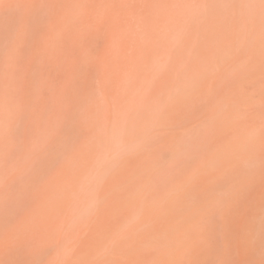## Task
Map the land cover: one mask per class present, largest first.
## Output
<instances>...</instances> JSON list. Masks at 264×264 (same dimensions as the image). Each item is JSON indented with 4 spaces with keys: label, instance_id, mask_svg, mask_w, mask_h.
Masks as SVG:
<instances>
[{
    "label": "rangeland",
    "instance_id": "obj_1",
    "mask_svg": "<svg viewBox=\"0 0 264 264\" xmlns=\"http://www.w3.org/2000/svg\"><path fill=\"white\" fill-rule=\"evenodd\" d=\"M111 1L104 0L105 23L87 15L83 26L77 25L76 30L73 27L63 34L64 49L57 59L54 51L47 57L43 45L48 39L49 19H58L56 23L61 25L69 0H37L31 11L24 0H0L2 66L7 64L11 41L20 35L24 24L29 26L24 52L31 74L30 98L26 101H35L42 77L58 74L60 67L67 66L65 58L77 59L73 75L77 83L70 97L75 102L71 99L68 111L62 110L53 120L49 140L44 137L47 144L59 137L52 144L53 149L45 148L44 138L28 126L35 116L33 105L26 103L20 114L10 118V145L7 155L0 152V174L6 177H0V264H57L72 254L71 264H264V0H156V12L149 7L148 21L144 18V24L138 20L136 25L141 30L147 23L150 26L146 27H153L149 34L152 47L148 51L141 48L146 58H132L134 65L128 57L118 58L113 52L111 29L123 28L120 32L125 33L129 25L126 21L119 27L114 20L108 22L110 11L115 12L117 19L124 8L122 0H115V7ZM53 34L50 30V38L55 37ZM33 40L41 50L36 54L30 46ZM79 52L85 53L81 56ZM112 57L116 58L115 63L120 62L115 67ZM53 58L58 65L52 62ZM138 63H143L148 72ZM22 66L18 65L20 71ZM1 71L0 68V77L4 74ZM2 77L0 93L8 89L6 77ZM121 85L123 93L119 90ZM49 105L45 111L50 108L51 112ZM166 106L172 108L169 113ZM163 108L167 115L162 113ZM12 113L13 110L7 112ZM154 115L157 124L164 117L163 123L170 124L168 128L160 125L165 130L159 131L160 122L156 125L158 131L153 130L156 120L150 122ZM43 120L39 121L41 126H45ZM126 140L131 144L127 146ZM43 142L48 152L39 149L35 153ZM109 150L114 154L108 155ZM40 151L44 153L37 159ZM81 157L84 167L78 173L75 170L80 166L75 167V160ZM63 168L67 174H62ZM57 179L65 184L61 185L62 192ZM79 188L82 191L77 197L81 195L83 202L71 196ZM56 194L64 196H57L56 200ZM62 200L66 203L62 204ZM29 201L34 203L35 211H29L34 207ZM54 202L57 205L53 206H58L56 213L43 214ZM66 204L71 207L65 209ZM18 206H23V211H18ZM64 210H68V216ZM24 211L28 234L18 226L22 218L18 212ZM88 215L95 216L94 220L89 221ZM161 217L168 225L156 224ZM3 232H7L5 236ZM91 236L97 238L98 245L90 255L94 259H89L87 252L83 254L88 259L79 257V250L91 243Z\"/></svg>",
    "mask_w": 264,
    "mask_h": 264
},
{
    "label": "bare ground",
    "instance_id": "obj_2",
    "mask_svg": "<svg viewBox=\"0 0 264 264\" xmlns=\"http://www.w3.org/2000/svg\"><path fill=\"white\" fill-rule=\"evenodd\" d=\"M25 1V6L26 7H28L29 8V10H30V8H32L33 6V4L34 3H36L37 2V0H24ZM56 0H54V2H55ZM58 1H61V0H58ZM65 1V0H64ZM222 1V0H221ZM239 1V0H238ZM63 2V1H62ZM194 2V1H193ZM220 2V1H219ZM232 2V1H231ZM69 3L70 4H68L67 5V7H65V11H63V16H62V21H61V25H58L59 23H56L57 21H58V19H56V20H52L51 18L49 19V25H48V27L49 28H47V33H46V36H48V39H47V41L44 43V49H43V51L46 53V56L48 57L49 55H50V53L52 52L53 53V51H54V53H56L57 55H56V58L58 59L60 56H61V52H62V49H64V46H63V40H62V38H63V34L64 33H66L67 31H69L71 28H73V27H75V30L78 28L77 27V25H80V26H83V24H84V19H85V16H87V15H90V16H92L93 18H95L96 19V21H98L99 23H105L106 22V18L104 17V15H103V12H102V10H103V7H104V4H105V2H104V0H69ZM122 3H123V5H124V8H123V10H122V12H121V14L117 17V19H116V17H115V12H112V11H110L109 13V15H110V17H108V22H111V21H113L114 20V25L115 26H121V24H122V22H124V21H126L127 22V24L129 25V27H128V29L126 30V32L124 33V32H120L123 28H112L111 29V31H110V35H111V38H112V40H113V42H112V46H113V48H114V50L115 51H113V52H116L119 56H118V58L119 57H128L127 59H129L128 61L131 63V62H133L132 61V58H134V57H137L138 56V58L140 57V56H142V54H143V50L141 49V48H144L146 51H148V49H151V47H152V44H153V41L152 40H150V35L149 34H151V29L150 28H152L153 29V27H150L149 28V26L148 27H146L147 26V24H145V26H144V29L145 30H141V28L140 29H136V28H138V27H136V25L138 24V20H142V23L144 24V22L145 21H143V19L144 18H146L147 17V15H148V10L151 8V9H153L156 5H155V3H156V0H122ZM207 3H209V2H207ZM62 4V3H61ZM64 4V3H63ZM62 4V5H63ZM111 4H112V6L113 7H115L116 6V1L115 0H113V1H111ZM218 4V3H217ZM221 4V3H220ZM226 4H229V3H226ZM225 4V5H226ZM35 5V4H34ZM54 5V4H53ZM230 5V4H229ZM233 5V4H232ZM234 6V5H233ZM148 7V8H147ZM150 7V8H149ZM224 8V7H223ZM227 8V7H226ZM233 8V7H232ZM52 9H53V7H52ZM156 9V8H155ZM155 9H153V10H155ZM62 10V9H61ZM153 10H152V12H153ZM217 10V9H216ZM31 11V10H30ZM29 11V12H30ZM151 12V13H152ZM154 12H156V10L154 11ZM153 12V13H154ZM232 12V11H231ZM49 13V12H48ZM47 13V14H48ZM209 13V12H208ZM264 13V12H263ZM27 14V13H26ZM227 14V13H226ZM52 15V14H51ZM152 15H154V14H152ZM152 15H151V17H152ZM191 15V14H190ZM30 16V15H29ZM222 16V15H221ZM48 17H50V16H48ZM115 17V18H114ZM150 16H149V18H151ZM29 19V18H28ZM48 19V18H47ZM147 19V18H146ZM185 19V18H184ZM24 20H27V18L26 17H24ZM60 20V19H59ZM263 20V19H262ZM44 21V20H43ZM148 21V19L146 20V22ZM27 22V21H26ZM26 22H24V23H26ZM44 22H46V21H44ZM69 22H72L73 24L71 25ZM107 22V23H108ZM47 23V22H46ZM45 23V24H46ZM263 23V22H262ZM57 25V26H56ZM104 25V24H103ZM103 25H101V26H103ZM141 26H142V24H140ZM95 26V25H94ZM106 27H109V26H107V25H105ZM105 26H104V28H105ZM178 26V25H177ZM77 27V28H76ZM28 28H29V26H28ZM28 28H26V25L24 24V27L22 28V31L20 32V35L18 36V37H15L12 41H11V51H10V55H9V58H8V60H7V64L5 65L4 64V66H2L3 65V63H1L0 64V68L2 69V71L4 72V74L2 73L1 74V77H0V80H1V82H2V79L1 78H3L2 76H5L6 77V79H7V86H8V89H5V91H2L1 93H0V140H1V144H0V152H3L2 153V155H7V150H8V147H9V145H10V140H9V138H8V135H9V133L11 132V120H10V118H11V116H17L18 114H20L21 112H22V108H24L25 106H26V103L28 104V105H33V110H32V112L35 114V116L33 115V117H32V119H31V121L28 123V126L30 125L37 133H38V135H40V137L42 138H46V139H48L49 138V136H50V127L52 126V123L54 122L53 120H57V118H58V116H59V113L62 111V110H66V111H68V109H69V101L72 99H70V97H71V95H72V93H73V95H74V92H75V89H74V92H72L73 90H72V88H75V87H73V86H75L76 85V83H77V81L75 82V81H73L75 78H76V76L74 77L73 75H74V69H75V67H76V61H77V59L76 58H65V63H67V66L66 67H60V69H59V72H57L58 74H50V75H44L45 77H42V84H41V87H40V90H39V92H38V94L35 96V101H26V100H28L29 98H30V96H29V92H30V72H29V70H28V66H27V64H25L26 63V57L24 56V52H25V49H26V42L28 41V37H27V35H26V33H27V31H28ZM100 28V27H99ZM147 28V29H146ZM193 28V27H192ZM195 28V27H194ZM31 30V29H30ZM50 30L51 31H53V35L55 36V37H51L50 38ZM97 30V29H96ZM177 30V29H176ZM263 30V29H262ZM93 31V30H92ZM100 31V30H99ZM193 31V30H192ZM192 31H189V33L190 32H192ZM29 32V31H28ZM41 32V31H40ZM31 33H32V30H31ZM43 33V32H42ZM41 33V34H42ZM99 33V32H98ZM32 34H34V33H32ZM103 34V33H102ZM191 34V33H190ZM31 35V34H30ZM29 35V36H30ZM106 35V34H105ZM42 39H43V36L41 37ZM75 38H77V37H75ZM97 38V37H96ZM103 38H104V36H103ZM89 39V38H88ZM99 39V38H98ZM45 40V39H44ZM44 40H43V42H44ZM138 41V42H137ZM32 42V44L30 45L31 46V48H32V52H33V50H34V52H33V54H36V53H38V52H40L41 50H39V48H40V46H38V44H37V42H35V40H33V41H31ZM192 43V42H191ZM91 44V43H90ZM89 44V47H91L92 45H90ZM162 45L160 44L159 45V47H161ZM28 47V46H27ZM87 48V47H86ZM93 48V47H92ZM89 49V48H88ZM88 49H87V51H88ZM27 50V49H26ZM110 50H111V48H110ZM79 51H80V49H79ZM85 52H86V50H85ZM85 52H79V55H84V53ZM128 52L130 53L129 55H128ZM92 53V52H91ZM175 53V52H174ZM180 53V52H179ZM87 55H88V52L86 53ZM93 55V54H92ZM144 55V54H143ZM76 56V55H75ZM110 56V55H109ZM112 56H113V54H112ZM114 57H116V55L114 54ZM114 57H112V58H114ZM146 58V55L145 56H142L141 58ZM40 58V57H39ZM62 58V57H61ZM117 58V57H116ZM116 58H114V60L113 59H110L111 61H114L113 63V66L115 67L116 66V63L117 64H119L118 63V60H116L117 62L115 63V59ZM117 58V59H118ZM170 58H172V57H170ZM185 58V57H184ZM89 59V58H88ZM92 59H93V57H92ZM109 59V58H108ZM137 59V58H136ZM190 59V58H189ZM76 60V61H75ZM80 60V59H79ZM94 60V59H93ZM98 60V59H97ZM47 61V60H46ZM88 60H86V62H87ZM92 61V60H91ZM96 61V60H95ZM102 61H103V59H102ZM108 61V60H107ZM121 61V60H120ZM138 61V60H137ZM142 61H143V59H142ZM141 61V62H142ZM170 61V60H169ZM232 61V60H231ZM52 62L53 63H55V64H57L55 61H54V58L52 59ZM82 62L83 61H81V64H82ZM85 62V61H84ZM86 62H85V64H86ZM94 62V61H93ZM36 63H38V62H36ZM98 63V62H97ZM104 63V62H103ZM146 63V60L144 61V64ZM25 64V65H24ZM60 64V63H59ZM87 64H88V62H87ZM131 64H135V63H131ZM137 64V63H136ZM138 64H142V66L144 65L143 63H138ZM18 65H24V69H23V66L22 67H20L21 68V71L18 69ZM39 65V64H38ZM58 65V64H57ZM101 65V64H100ZM108 65V64H107ZM35 66V65H34ZM79 66H80V64H79ZM112 66V65H111ZM141 66V65H140ZM141 66V67H142ZM145 66V65H144ZM143 66V68L145 69L146 67H144ZM113 67V68H114ZM54 68H55V66H54ZM53 68V69H54ZM133 68H134V66H133ZM80 69H81V67H80ZM119 69V68H118ZM35 70V69H34ZM140 70V69H139ZM1 71V72H2ZM52 71V70H51ZM114 71V70H113ZM116 71V70H115ZM118 71V70H117ZM148 72V69L146 70H144V72L145 73H147ZM77 72H79V70L77 71ZM139 72V71H138ZM169 72V71H168ZM31 73H32V71H31ZM34 73V72H33ZM79 73H81V72H79ZM85 73H86V71H85ZM132 73V72H131ZM142 73V72H141ZM170 73V72H169ZM30 74V75H29ZM110 74V73H109ZM124 74V73H123ZM160 74V73H159ZM96 75V74H95ZM100 75V74H99ZM102 75V74H101ZM132 75V74H131ZM137 75H138V73H137ZM143 75H145L144 73H143ZM157 75V74H156ZM166 75V74H165ZM21 76V77H20ZM85 76V75H84ZM83 76V77H84ZM215 76V75H214ZM74 77V78H73ZM96 77V76H95ZM103 77V76H102ZM141 77H142V74H141ZM140 77V78H141ZM159 77V76H158ZM216 77V76H215ZM97 78V77H96ZM145 78V77H144ZM163 78V77H162ZM214 78V77H213ZM212 78V79H213ZM98 79V78H97ZM151 79V78H150ZM202 79V78H201ZM206 79V78H205ZM83 80V79H82ZM96 80V79H95ZM102 80V79H101ZM111 80V79H110ZM123 81H124V79H123ZM131 82V81H130ZM135 82H137L136 80H134V83ZM206 82V81H205ZM73 83H75V84H73ZM85 83V82H84ZM47 84V85H46ZM137 84V83H136ZM45 85V86H44ZM116 85V84H115ZM125 85H127V83L125 84ZM125 85H123V86H125ZM134 85V84H133ZM177 85V84H176ZM2 86V85H1ZM81 87H82V85H81ZM95 87H96V85H95ZM196 87H197V85H196ZM79 88V87H78ZM77 88V89H78ZM202 88V87H201ZM88 89V88H87ZM90 89V88H89ZM94 89V88H93ZM92 89V90H93ZM101 89V88H100ZM121 89H123V87H122V85H121V87H120V89L119 90H121ZM221 89V88H220ZM81 91H82V89H80ZM92 90H90V92L92 91ZM197 90V89H196ZM199 90V89H198ZM197 90V91H198ZM118 91V90H117ZM122 91V90H121ZM124 91V90H123ZM123 91H122V93H123ZM169 91V90H168ZM200 91V90H199ZM198 91V92H199ZM130 92V91H129ZM188 92V91H187ZM80 94V93H79ZM89 94V93H88ZM128 94V93H127ZM134 94V93H133ZM83 95H84V93H83ZM83 95H81V97H83ZM113 95H115V94H113ZM127 96V95H126ZM133 96V95H132ZM192 96V95H191ZM73 97H76V95L75 96H73ZM80 97V98H81ZM138 97V96H137ZM77 98H78V96H77ZM112 98H113V96H112ZM181 98V97H180ZM188 98V97H187ZM81 100H85V98H81ZM135 100V99H134ZM141 100V99H140ZM71 101H73V102H75V100L74 99H72ZM70 101V102H71ZM112 101V100H111ZM137 101V100H136ZM79 102V101H78ZM163 102H165V101H163ZM84 103V102H83ZM133 103V102H132ZM138 103V102H137ZM13 104V105H12ZM48 104H50L49 105V107H52V109L50 110L51 112H49L48 110L50 109H47L48 108ZM62 104V105H61ZM78 104H80V103H78ZM77 104V105H78ZM82 104V103H81ZM165 104H168V103H165ZM173 104H175V103H173ZM177 104V103H176ZM179 104V103H178ZM83 105V104H82ZM81 105V106H82ZM159 105V104H158ZM160 105H161V102H160ZM180 105V104H179ZM47 106V111H45V107ZM80 105H78V106H76V107H79ZM130 106V105H129ZM167 106H169V105H167ZM166 106V107H167ZM12 107V108H11ZM72 107V106H71ZM75 107V108H76ZM122 107L123 106H121L120 107V109H122ZM164 107V106H163ZM72 108H74V107H72ZM82 108H83V106L81 107V109L79 110V111H81L82 110ZM160 108H162V106L160 107ZM171 108V107H170ZM169 107H167V113H169V111H171V109H170ZM198 108V107H197ZM71 109V108H70ZM76 109H78V108H76ZM76 109H74V110H76ZM169 109V110H168ZM13 110V113L12 114H7V112L8 111H12ZM29 110V109H28ZM74 110H73V112H74ZM117 110V109H116ZM124 109H122V111H123ZM163 110V114H165L166 113V111H165V113H164V108L162 109ZM161 110V111H162ZM31 111V110H30ZM77 111V110H76ZM159 111V110H158ZM45 112L46 113H50L49 115H46L45 114ZM65 112V111H64ZM78 112V111H77ZM127 112V111H126ZM125 112V113H126ZM167 113L165 114V115H167ZM71 114H72V112H71ZM164 115V116H165ZM66 117V115H65V113H64V115L62 114V117ZM70 116V115H69ZM72 116V115H71ZM73 116H75V115H73ZM155 116V115H154ZM197 116V115H196ZM63 117V118H64ZM68 117V116H67ZM133 117V116H132ZM166 117V116H165ZM41 118H43V119H45V121H44V123H45V126L43 125V126H41V124H40V120H41ZM72 119L71 120H73V119H75V118H73V117H71ZM163 118L164 117H161V119L160 118H158V119H160L159 120V122H158V124L161 122V124H159V126L161 125V126H163L164 128H168V124L169 123H166V125L164 124L165 122L163 121ZM194 118V117H193ZM18 119V118H17ZM109 119V118H108ZM157 118H156V116L155 117H153V118H151V122L150 123H153L152 122V120L153 121H155ZM119 120V119H118ZM63 121V120H62ZM62 121H60V122H62ZM75 121V120H74ZM138 121V120H137ZM137 121H135V123H137ZM158 120H156L155 122H154V125H155V127H154V129L153 130H157L158 128V130L160 131L161 129H163V130H165L164 128H161V126L160 127H156V125H158L156 122H157ZM18 122V121H17ZM66 122V121H65ZM68 122V121H67ZM164 122V123H163ZM174 122H176V124H177V120H173V123ZM115 122H113V124H114ZM129 123V122H128ZM149 123V125H151ZM16 123H14L13 125H15ZM24 124V123H23ZM72 124V123H71ZM111 124V123H110ZM164 124V125H163ZM58 125H60V123L58 124ZM63 125V124H62ZM148 125V126H149ZM170 125V124H169ZM65 127H66V125H64ZM63 126V127H64ZM116 126H118V124L116 125ZM137 126H139V125H137ZM137 126H136V130H137ZM166 126V127H165ZM14 128H15V126H13ZM22 127H23V125H22ZM118 127H120V126H118ZM126 127V126H125ZM13 128V129H14ZM21 128V127H20ZM121 128L122 127H120V130H121ZM132 128H133V125H132ZM138 128H140V127H138ZM148 128V127H147ZM146 128V129H147ZM150 128V127H149ZM152 128V127H151ZM157 128V129H156ZM128 129V128H127ZM126 129V131H127V133L129 132L128 130ZM15 130V129H14ZM13 130V131H14ZM64 130V129H63ZM62 130V131H63ZM125 130V129H124ZM139 131H140V129H138ZM157 130V131H158ZM162 130V131H163ZM12 131V132H13ZM25 131H26V129H25ZM58 131V130H57ZM62 131H60V132H62ZM65 131H66V129H65ZM65 131H63V132H65ZM125 131V132H126ZM133 131H135V129L133 130ZM148 131V130H147ZM21 132H22V130H21ZM62 132V133H63ZM88 132V131H87ZM117 132V131H116ZM130 132H131V129H130ZM149 132H150V130H149ZM153 132V131H152ZM164 132V131H163ZM168 132V131H167ZM166 132V133H167ZM170 132H171V130H170ZM110 133H111V131H110ZM126 133V134H127ZM132 133V132H131ZM131 133L129 134V135H131ZM165 133V134H166ZM13 134H14V132H13ZM12 134V135H13ZM124 134V133H123ZM126 134H124L125 135V138H127V136H126ZM136 135H137V133H135ZM143 134H144V132H143ZM148 134V136L150 135V134H152V133H147ZM164 134V133H163ZM26 135H28V134H26ZM37 135V134H36ZM118 135V134H117ZM141 135H142V133H141ZM140 135V133H139V135H137L138 137L139 136H141ZM160 135H162L161 133H160ZM56 136V135H55ZM121 136V135H120ZM152 136V135H151ZM20 137V136H19ZM124 137V136H123ZM134 137V136H133ZM155 137V136H154ZM160 137V136H159ZM159 137H157L158 139H159ZM44 138V141L46 140ZM59 138V137H58ZM58 138H57V136H56V139H55V137H54V140H52V142H50L49 144H47V142L45 141V144H47L46 146H45V148H47V149H53L54 148V146L52 147V144L53 145H55L56 143H54V141L55 142H57L56 140H58ZM131 138V137H130ZM137 138V137H136ZM135 138V139H136ZM142 138V137H141ZM29 139V138H28ZM81 139V138H80ZM128 139V138H127ZM138 139V138H137ZM144 139H146V138H144ZM153 139V138H152ZM156 139V138H155ZM38 140H40V139H38ZM49 140V139H48ZM78 140H79V138H78ZM82 140V139H81ZM112 140V139H111ZM130 140V139H129ZM128 140V142H127V140H126V145L129 143V144H131L130 143V141ZM150 140L151 139H149V141H147L148 142V144L150 143ZM12 141V140H11ZM113 141V140H112ZM112 141H110V142H112ZM122 141H124V139H122ZM145 141V140H144ZM153 141V140H152ZM41 142V141H40ZM49 142V141H48ZM109 142V143H110ZM137 142V141H136ZM142 142V141H141ZM11 143H13V141L11 142ZM106 143V142H105ZM113 143V142H112ZM77 144H78V146H79V143L77 142ZM77 144H76V147L78 148V146H77ZM101 144V143H100ZM108 144V143H107ZM106 144V145H107ZM137 144H138V142H137ZM140 144V143H139ZM147 144V145H148ZM41 145V146H40ZM40 145H37V146H39L36 150V152L35 153H38V150L40 149H42V151H47L48 152V150L47 149H45V148H43L44 147V142H43V145L42 144H40ZM51 145V146H50ZM112 145V144H111ZM121 145V144H120ZM122 145H125V142H123V144ZM122 145H121V148H122ZM28 146V145H27ZM82 146V145H81ZM128 146V145H127ZM136 147H138L137 145H135ZM146 146V145H145ZM42 147V148H41ZM48 147H50V148H48ZM102 147V146H101ZM107 147V146H106ZM109 147V146H108ZM130 147V146H129ZM81 148V151H82V147H80ZM110 148V147H109ZM120 148V149H121ZM125 148H126V150H128V147H126L125 146ZM125 148H123L122 150H124ZM142 148H143V146H142ZM142 148L141 149H139V150H142ZM145 148V147H144ZM44 149V150H43ZM105 149V148H104ZM107 149V148H106ZM116 149V148H115ZM15 150V149H14ZM49 150V151H50ZM78 150V149H77ZM108 150V149H107ZM111 150V149H110ZM110 150H109V152L108 151H106L107 153H108V155L111 153V154H114V153H112V152H110ZM138 150V151H139ZM18 152H19V150H17ZM28 151V150H27ZM42 151H40L41 153H39V155H36L37 156V159L38 158H40V156H42L43 155V153L44 152H42ZM112 151V150H111ZM116 151V150H115ZM13 152H15V151H13ZM29 152H31V150L29 151ZM33 152V151H32ZM100 152H102V149L100 150ZM34 153V154H35ZM79 153H80V151H79ZM82 154H83V152H81ZM80 153V154H81ZM98 153H99V150H98ZM106 153V154H107ZM126 154H127V152H125ZM136 153V152H135ZM14 154H16V152L14 153ZM29 153H27V155H28ZM74 154V153H73ZM78 154V153H77ZM80 154H78V155H80ZM105 154V153H104ZM120 154V153H119ZM27 155H26V157H27ZM30 155V154H29ZM75 156V158L76 157H79V156ZM17 156V155H16ZM33 156V155H32ZM74 156V155H73ZM101 156H103V155H101ZM126 156V155H125ZM124 156V158H126ZM12 157V156H11ZM84 157V156H83ZM110 157V156H109ZM117 157V156H116ZM129 157V156H128ZM31 158L32 157H30L29 159L31 160ZM85 158V157H84ZM119 158V157H118ZM14 161L16 160V158H12ZM24 159H26V158H24ZM24 159H21V161H23ZM29 159L27 160V162L29 161ZM74 159V158H73ZM100 158H97V160H99ZM131 159V158H130ZM71 160H72V158H71ZM81 160V161H80ZM80 160H79V158L77 159V160H75V163L78 161H80V165L78 164V162L76 163L77 165H75V167L76 166H80L78 169L77 168H75V169H77V170H75V172H78V173H80V171H81V167H84V165H82V164H84V160L82 159V157L80 158ZM95 160H96V157H95ZM124 160V159H123ZM128 160V159H127ZM18 161H20L19 159H18ZM36 161V160H35ZM100 161V160H99ZM98 161V162H99ZM129 161V160H128ZM26 161H24V163H27ZM32 163H34L35 164V162L34 161H31ZM73 162V161H72ZM81 162H83V163H81ZM96 162V161H95ZM105 162V161H104ZM3 163V162H2ZM9 163H10V161H9ZM23 163V164H24ZM88 163V162H87ZM114 163H115V161H114ZM1 164V163H0ZM20 164V163H19ZM21 164H22V162H21ZM20 164V165H21ZM98 164H100V162L99 163H97V165ZM20 165H19V167H20ZM82 165V166H81ZM91 165V164H90ZM4 166V165H3ZM7 166V165H6ZM17 166V165H16ZM65 167L67 166V165H64ZM85 166H86V164H85ZM96 165H94V167H95ZM18 167V166H17ZM33 167H34V165H33ZM33 167L31 168V170L33 169ZM64 167V168H65ZM91 167H93V165L91 166ZM93 167V168H94ZM60 168H62V167H60ZM62 169V170H60L61 172H62V174H67V173H65L66 171H65V169ZM81 168V169H80ZM100 168V167H99ZM13 169H17V168H15V166L13 167ZM92 169V168H91ZM91 169L89 170V171H91ZM29 170V169H28ZM31 170H29V173L31 172ZM88 170V169H87ZM95 170H96V168H95ZM5 171V174H7V172H6V169L4 170ZM3 171V172H4ZM59 171V172H60ZM101 171V170H100ZM11 172L13 173V170H11ZM19 172V171H18ZM20 172H22V171H20ZM24 172H26V171H24ZM88 172V171H87ZM93 172V171H92ZM91 172V173H92ZM95 172V171H94ZM72 173H74V171L72 172ZM78 173H75V174H78ZM4 174V173H3ZM11 174V173H10ZM9 174V175H10ZM74 174V175H75ZM87 174H89V172L87 173ZM115 174V173H114ZM117 174V173H116ZM12 175V174H11ZM59 175V174H58ZM61 175V174H60ZM69 175H71V174H69ZM93 175V174H92ZM92 175H91V178H92ZM113 175V174H112ZM117 175H119V174H117ZM2 176H3V178H2ZM6 176V175H5ZM20 177L22 176L21 174L19 175ZM24 176V175H23ZM22 176V177H23ZM71 176H73V174L71 175ZM90 176V175H89ZM0 177H1V179H5L6 177H4V175H2V174H0ZM18 176H16V178H17ZM24 177H27V176H24ZM59 177V176H58ZM57 177V178H58ZM75 177V176H74ZM113 177H115V175L113 176ZM61 178V177H60ZM60 178H58V179H60ZM69 178V177H68ZM67 178V179H68ZM90 178V179H91ZM105 178V177H104ZM107 178H109V177H107ZM110 178H111V176H110ZM14 179V178H13ZM24 179H26V178H24ZM57 179V180H58ZM66 179V180H67ZM70 179L71 178H69V184H68V187H70L69 185H71L72 186V184H70ZM85 179H87V178H84V182H86V180ZM88 179H89V177H88ZM117 179H118V177H117ZM19 180H20V178H19ZM22 180V179H21ZM61 180V179H60ZM108 180V179H107ZM28 181V180H27ZM74 181V180H73ZM83 181V180H82ZM93 181V180H92ZM13 182H15V181H13ZM58 182H59V180H58ZM60 182H62V180L60 181ZM60 182L58 183V184H60ZM105 182V181H104ZM28 183V182H27ZM26 183V184H27ZM66 183V182H65ZM73 183V182H72ZM110 183H111V181H110ZM25 184V185H26ZM77 184V183H76ZM82 184H84L83 186H86L85 184L86 183H82ZM107 184V183H106ZM105 184V185H106ZM31 185V184H30ZM30 185H28L29 187H30ZM61 185H63L62 183L59 185V189H60V191L62 192V190H64L63 188L61 189ZM65 185V184H64ZM63 185V186H64ZM67 185V184H66ZM78 185V184H77ZM104 185V186H105ZM8 186V185H7ZM27 186V187H28ZM56 186L58 187V185L56 184ZM89 186V185H88ZM97 186V185H96ZM103 186V185H102ZM102 186H101V188H102ZM11 187V186H10ZM28 187V188H29ZM66 187L67 186H65V189H66ZM67 187V188H68ZM80 187V186H79ZM82 187V186H81ZM33 188V187H32ZM97 187H95L93 190H95ZM69 189V188H68ZM67 189V190H68ZM82 189H83V187H82ZM86 189V188H85ZM89 189V188H88ZM88 189H87V191H88ZM6 190V189H5ZM5 190L3 191V192H5ZM58 190V189H57ZM72 190V189H71ZM70 190V192L72 193V191ZM102 190V189H101ZM79 192H76V190H74L73 192H74V194L72 193L71 194V196H74V199L77 197V193H81V191L82 190H80V188H79V190H78ZM55 192V191H54ZM65 192V191H64ZM63 192V193H64ZM86 192V191H85ZM114 192V191H113ZM59 192H57V194H58ZM76 193V194H75ZM98 193H100V191L98 192ZM3 194H5V193H2V196H3ZM56 194V200H57V196H58V199H59V197L61 198L62 197V195L61 196H59V195H57ZM70 194V193H69ZM65 195H66V193H65ZM84 195V194H83ZM103 195V194H102ZM64 196V195H63ZM70 196V195H69ZM76 196V197H75ZM80 197H81V195H79ZM98 196V198H100L99 197V195H97ZM105 196L106 195H104V197H101L102 198V200H103V198H105ZM80 197H79V199H78V197H77V199L78 200H82L81 202H83V199L81 198L80 199ZM26 198V197H25ZM46 198V197H45ZM63 198V197H62ZM87 198V197H86ZM85 199V198H84ZM27 200H28V197H27ZM30 200V199H29ZM50 200V199H49ZM53 200V199H52ZM55 200V201H56ZM98 199H97V197H96V201H97ZM99 200H101V199H99ZM98 200V201H99ZM102 200L100 201V202H102ZM24 201V200H23ZM31 201V200H30ZM29 201V205H33L34 203H32V202H30ZM54 201V200H53ZM76 201V200H75ZM127 201V200H126ZM125 201V202H126ZM131 201V200H130ZM46 202V201H45ZM51 202V201H50ZM56 202H59V201H56ZM56 202H54L53 204L51 203V205H52V208L51 207H49V209L50 210H46V211H44L43 212V214H45V215H50V216H52V215H54L55 213H56V209L55 208H57V207H54L53 205H57V203ZM70 202V200H68V203ZM25 204H26V202H24ZM32 203V204H31ZM56 203V204H55ZM63 203H66L64 200H62V204ZM74 203V202H73ZM84 203H85V201H84ZM83 203V204H84ZM72 204V203H71ZM102 204V203H101ZM128 204H130V203H128ZM1 205V204H0ZM58 205H59V203H58ZM67 205V204H66ZM80 205H82V204H80ZM98 205H100V204H98ZM123 205V204H122ZM24 206H26V205H24ZM34 207H32L30 210L26 207V210L28 209L30 212H32V211H35V205H33ZM49 205H47V207H48ZM78 206H79V204H78ZM84 206V205H83ZM18 207H20V206H18ZM47 207H46V209H47ZM64 207V206H63ZM67 207H71V206H66L65 207V209L67 208ZM76 207V206H75ZM79 207H82V206H79ZM21 208H22V211H23V206L22 207H20V209L18 210V208H17V210L18 211H20L21 210ZM29 208H30V206H29ZM78 208V207H77ZM101 208V207H100ZM100 208H99V210H100ZM63 209V208H62ZM17 210H16V212H17ZM60 210V209H59ZM145 210V209H144ZM143 210V211H144ZM65 211V210H64ZM68 211V210H67ZM67 211H65V213L67 212ZM70 211V210H69ZM72 212V211H71ZM19 214H20V216L22 217L21 218V220L18 222V226H19V228H20V230H21V232H22V229H23V231H24V233L25 234H28L26 231H28V225L29 224H27V218H28V216H27V214L25 213V211L22 213V212H18ZM23 215H22V214ZM67 213H69V212H67ZM66 213V214H67ZM93 213L94 214H96L97 213V215H98V212L96 211V213H95V211H93ZM93 213H91V215L93 214ZM152 214V213H151ZM154 214V213H153ZM59 215V214H58ZM63 215V214H62ZM71 215V214H70ZM69 215V216H70ZM90 215V216H91ZM141 215H142V213H141ZM140 215V216H141ZM67 216H68V214H67ZM66 216V217H67ZM161 216V215H160ZM160 216H158V217H160ZM94 217L95 216H93V217H91V218H89V215H88V219H89V221H92V220H94ZM14 219H15V217H13ZM17 218V217H16ZM18 218L20 219V217L18 216ZM71 218V217H70ZM64 219H66V218H64ZM69 220V219H68ZM13 221V220H12ZM18 220H16V222H17ZM61 221V220H60ZM1 223V222H0ZM165 223H166V219L165 218H163V217H161V219L159 218L157 221H156V224L157 225H160V226H162V225H165ZM169 223V225H170V222H168ZM9 224V223H8ZM167 224V223H166ZM22 225V226H21ZM168 225V224H167ZM15 226V227H14ZM16 226L17 225H13V228H15L16 229ZM21 226V227H20ZM163 227V226H162ZM4 228V227H3ZM27 228V229H26ZM1 229V228H0ZM15 229H13V231L15 230ZM31 229H32V227H31ZM2 233V232H1ZM4 233H7V232H3V234ZM8 235V234H7ZM3 236H5V234L3 235ZM18 236V235H17ZM97 238L96 237H94V236H91L90 237V241H91V243L89 244H86V246L84 247V248H82L81 250H79V251H81L82 253H81V255H79V257H81V258H84V259H88V258H85V257H88L87 255H89V259H91L90 258V255L91 254H93V252H92V250H94L95 248H96V246H98L97 245V240H96ZM3 240V239H2ZM12 243V242H11ZM18 243V242H17ZM1 244V243H0ZM8 244V243H7ZM2 245V244H1ZM6 245V244H5ZM2 247V246H1ZM24 247V246H23ZM253 248V247H252ZM251 248V249H252ZM12 249V248H11ZM13 251H15V250H13ZM5 252V251H4ZM84 252H87L88 254L86 255V254H83ZM112 252V251H111ZM1 254V253H0ZM111 254V253H110ZM114 254V253H113ZM4 255V254H3ZM76 255H78L77 254V252H76ZM82 255H85V256H82ZM73 256H74V254H72V256H70L67 260H64V261H62V262H60V261H58L57 262V264H71L72 263V261H73ZM110 257V256H109ZM112 257V256H111ZM1 258H2V256H1ZM4 258H5V256H4ZM6 259V258H5ZM4 259V260H5ZM94 258H92L91 260H93ZM1 260V259H0ZM32 260V259H31ZM29 264V263H28Z\"/></svg>",
    "mask_w": 264,
    "mask_h": 264
}]
</instances>
